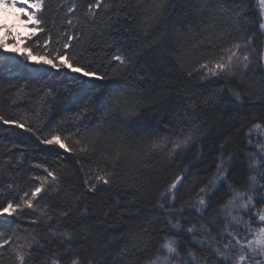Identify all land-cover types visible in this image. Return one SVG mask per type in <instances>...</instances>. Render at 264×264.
<instances>
[{"label": "trees", "instance_id": "16d2710c", "mask_svg": "<svg viewBox=\"0 0 264 264\" xmlns=\"http://www.w3.org/2000/svg\"><path fill=\"white\" fill-rule=\"evenodd\" d=\"M93 2L45 0L43 11L37 13L42 23L21 40L22 52L32 53L31 61L0 48V114L35 130L33 135L0 121V207L9 200L22 204L24 193L39 186L42 181L37 177L47 176L48 171L58 176L56 190L45 182V191L33 201V209L22 207L16 214L0 216V231L6 236L15 232L19 238L38 234L46 244L50 230L71 231L75 233L73 248H79L80 255L92 264H146L158 252L166 255L161 245L165 237L175 234L167 212L157 207L160 193L175 176L185 175L183 186H178L176 207L187 201L195 203L199 188L216 170L220 144H224V151L237 157L229 169L227 187L230 183L238 191L247 190L249 170L244 153L250 152V145L246 132L254 122L264 123V72L255 67L264 51V33L258 27L260 12L256 0H105L116 6L107 11L101 8L92 18L87 5ZM73 6L75 10L69 11ZM49 36L51 41L45 46ZM69 37L74 39L67 51L78 64L110 79L57 71L36 62L44 52L60 49ZM249 40L250 46L242 49L253 61L248 72L205 78L194 71L187 76L185 69L198 68L221 49ZM117 54L131 58V64L113 60ZM116 82L121 85L116 108L96 110L88 103L87 96L97 87L103 90ZM231 90L241 91L242 105L230 99ZM85 104L89 107L87 117L77 119L76 113ZM101 130L97 154L79 152L83 142ZM52 134H58L67 148L42 143ZM190 134L195 142L171 158L167 149L143 156L153 139L167 137L170 147L178 137ZM115 144H123L143 158L138 163L122 161L111 187L98 186L96 193H89L85 178L91 181L92 173L105 164L99 153L110 151L108 145ZM73 148L77 150L69 151ZM227 187H219L203 216L185 207L176 219L185 229L191 224L199 229L215 219V224H209L212 235L220 246L226 243L229 237L223 232L220 206L228 199ZM85 205L89 211L83 216ZM40 208L46 209L51 219L41 217ZM69 209V217L60 216ZM241 215L250 218L242 211ZM234 228L235 222L228 230L239 236L243 227L235 232ZM179 239L182 256L191 248L207 264L216 262L207 247L213 241H207L202 250L187 232ZM63 247L53 239L46 249L34 253L35 264H41L50 249ZM2 264H17L11 249Z\"/></svg>", "mask_w": 264, "mask_h": 264}, {"label": "snow or ice", "instance_id": "6c2138e0", "mask_svg": "<svg viewBox=\"0 0 264 264\" xmlns=\"http://www.w3.org/2000/svg\"><path fill=\"white\" fill-rule=\"evenodd\" d=\"M29 0H24V11H27V5ZM0 4H10L13 7L16 6V0H0ZM114 4H106L105 0H94L93 3L87 5V14L95 18L97 12L103 8L105 11L109 7H115ZM126 7V5H124ZM45 7V0H31V8L35 11H31L27 18L35 21V27H39L42 23L41 19L37 18V13L42 12ZM260 7V19L258 20V27L260 30H264V0H259ZM75 6L70 8L69 11H74ZM244 9H241L240 15H243ZM67 23L72 25L73 21L68 20ZM44 31L43 28L39 29ZM10 35V33H9ZM67 36V34H65ZM72 39L74 37L66 38L60 49L54 48L51 52H44L40 55V60L43 64L51 66L52 69H67L71 73H83L84 77H93L97 80L110 79L106 76H97L94 71H85V66L78 64L74 57L67 51L72 46ZM51 41V36L45 40V46ZM249 40L245 44L235 43L229 47L220 50L219 54L215 58H207L199 64L198 68L191 71L185 69L187 76L191 77L193 72H201V75L212 77H235L241 72H248L250 66L253 65V61L250 54L242 51V49L250 46ZM0 48L7 50V44L0 42ZM19 55L24 56L27 61L32 60V53L29 50L20 52L18 48L13 49ZM113 60L118 61L121 65L131 64V58H126L123 55L117 54L112 57ZM177 63L183 68V64L178 60ZM255 67H258L261 71H264V53L261 54L260 59L256 62ZM203 70V71H201ZM38 71V69H37ZM121 85L119 82L114 83L111 87H105L101 90L96 88V92L87 96L89 104H94L96 110L104 109L106 106L110 108H116L119 100V89ZM51 91V90H50ZM19 95V91L17 93ZM230 99L237 105H242L244 96L239 90H231ZM89 107L85 104L83 108L76 113L77 119H85L88 115ZM0 121L4 124L15 125L17 128L25 129L27 132H31L35 135V130L32 127L25 128L23 122L17 120L6 119L0 114ZM247 144L251 145L253 139L257 140V151L244 153L246 164L249 170L248 180L250 181L249 187L246 191L241 192L236 190L230 183L228 184L231 191V196L221 207V211L226 217H230L231 222L237 224L244 222V216L234 215V212H243L244 215L251 216L252 218L247 221V226L251 229L252 223L258 218L259 222H264V208L257 209L256 213H252V209L257 207V204L264 205V123L254 122L252 126L246 132ZM196 138L193 135L184 136L183 139L179 137L171 142L169 147V140L167 137L156 138L151 141L149 145L145 146L143 156L150 155L153 152L168 150V156L171 158L177 152V150L189 147L191 143H194ZM42 143L46 145H56L59 148H67V145L62 141L58 134H52L50 138H45ZM102 143V130L91 135L87 140L83 142V146L78 150L82 153L97 154L98 147ZM77 145L81 144L80 140L76 141ZM110 151L100 152L105 164L103 167L92 173L91 181L85 178L84 183L87 185V191L89 193H96L100 188L104 186L111 187L117 179L116 169L122 161L131 160L133 163H138L143 157L139 152L131 153L129 149H126L123 144L108 145ZM225 145L220 144V154L217 158L216 170L212 175V178L204 186L199 188L196 194L195 203L191 201L185 202L179 208L176 207L178 197L177 192L179 187L183 186L185 175L183 173L178 174L167 185V187L160 193L159 203L157 207L164 209L168 214V224L171 229L175 230V234L169 237H165V242L161 245L163 249H166V255H160L157 253L155 259H151L146 264H207L204 257H197V253L191 248L187 250L186 257L181 255L179 250L180 239L182 235L187 232L191 234L192 239L203 246L207 241L211 240L213 243L207 245L208 249L213 253L216 264H264V224L262 226L252 229L251 238L246 239V243H242L235 234L228 230V225H225L223 232L227 233L230 239H227L226 243L220 246V242L216 240V237L212 235V230L209 224H215V219L209 221L207 224H201L198 229L195 224L186 229L182 226L179 219H176L177 215H182L185 207L194 208L197 212L203 216L210 207V201L217 195L219 187L228 183L229 181V169L233 168L237 162V157L233 153H226L224 151ZM77 149H69V151H76ZM40 167H43L40 165ZM47 171V169H46ZM50 178V179H49ZM42 182L39 186L35 187L30 193L25 192L21 198V203L15 205L9 200L6 206L0 207V216L7 214L9 216L16 214L22 207L33 209L35 207L33 201L36 200L40 193L45 191L46 184L52 186V190L58 184V176L53 171H48L47 176L37 177ZM179 186V187H178ZM11 187V185L9 186ZM81 196H76L77 201L81 200ZM41 213V217H47L51 219V215L46 212V209H38ZM71 209L60 212V216L69 217ZM89 209L87 205L84 206L81 215L86 216ZM107 215V212L105 213ZM175 220V222H173ZM33 223H37V220H33ZM223 234V233H220ZM200 235L204 236V239H200ZM75 233L71 231H54L50 230V235L47 238V244L52 243L53 239L59 240L64 245L62 249H50L49 254L41 261V264H92L91 259H85L80 255L79 248H73V240ZM46 243H42L41 237L38 234L28 233L27 237L19 238L15 236V232L11 236H6L4 231H0V264L5 254L11 249L14 260L17 264H35L34 253L47 248ZM237 246L238 249H237Z\"/></svg>", "mask_w": 264, "mask_h": 264}, {"label": "rangeland", "instance_id": "374dc122", "mask_svg": "<svg viewBox=\"0 0 264 264\" xmlns=\"http://www.w3.org/2000/svg\"><path fill=\"white\" fill-rule=\"evenodd\" d=\"M16 1L18 2V0H16ZM256 1H257V5H258V8H259V12H260L259 0H256ZM10 6L12 7V10L18 9V11H23L26 14H29L30 13V10H29L28 7H27V11H24L23 10L24 8H19L17 6L13 7L12 5H10ZM7 9H9V8L7 7ZM10 15L11 14H10L9 11H7V12H4L3 11V13L0 12V42L9 44L8 42L9 41H12V42L16 43V46H13V45L12 46H8L7 47V50L14 51L13 49L18 48L22 52L23 49H24V46H22L23 41H21V40H22V38L27 37V35L32 32V28H30L29 23H31V24L34 23V20H29L28 22H23V21H20L19 18L18 19L17 18L15 19V17L13 18ZM25 24H27L28 26H26ZM19 28H20V30H19ZM262 31L264 33V30H262ZM9 33H10V35H9ZM263 53H264V51H263ZM260 57H259V59H260ZM35 61H36V59H35ZM36 62H38L41 65H45V64H43V61L40 60L39 58L37 59ZM55 70H57V69H55ZM61 70L64 71V70H67V69H59L57 71H61ZM261 139H264V136H262ZM256 144H257V140L256 139H253V143L250 145V147H254V146H256ZM255 151H257V150H255ZM249 174H248V176H249ZM247 182H248V186L246 188L248 189L249 184H250V181H247ZM262 208H264V205H263ZM257 209H259V208H256V210L253 209L252 213L255 214L256 211H257ZM238 215H241V212H238ZM221 216H223V218L221 217V219H223V224L222 225L225 226L227 224L228 225V228H231V224H233V222L229 223V221L231 220V218L230 217H226L224 215V213H223V215L221 214ZM247 218L248 219H246V220L244 219V222H242V223H239V224L235 223L234 232L240 226L243 227V228L240 229L241 231H240V234H238L239 236H237L235 234V236L237 238H239L242 243H246V239H250L251 238V231H252V229L258 228V227L262 226V224H264V222H259L258 221V218H257L255 220V222L252 223V228L250 229L247 226V223L246 222L249 221L252 217L250 216V218L249 217H247ZM225 236H226V234L224 235V239L228 238V237H225ZM228 239H230V237ZM238 247L239 246H237V249H238ZM165 253H166V249H165ZM212 264H216V262L214 261Z\"/></svg>", "mask_w": 264, "mask_h": 264}, {"label": "bare ground", "instance_id": "6f19581e", "mask_svg": "<svg viewBox=\"0 0 264 264\" xmlns=\"http://www.w3.org/2000/svg\"><path fill=\"white\" fill-rule=\"evenodd\" d=\"M248 172H249V171H248ZM247 181H249V180H248V177H247V179L245 180V182H246V184H247V186H248V182H247ZM224 185H225V187H227V184H224ZM226 190H227V192H228V198H230V196H231L232 193H231V191H230V189H229L228 187H227ZM226 201H227V199H224V200H222L221 203L223 204V203H225ZM222 204H221V205H222ZM256 208H258V204H257V207H256ZM256 208H254V209L256 210ZM259 209H261V208H259ZM233 214H234V215H238V212H234Z\"/></svg>", "mask_w": 264, "mask_h": 264}, {"label": "flooded vegetation", "instance_id": "af4514ba", "mask_svg": "<svg viewBox=\"0 0 264 264\" xmlns=\"http://www.w3.org/2000/svg\"><path fill=\"white\" fill-rule=\"evenodd\" d=\"M255 150H257V147H256V146H254V147H250V152H253V151H255Z\"/></svg>", "mask_w": 264, "mask_h": 264}]
</instances>
